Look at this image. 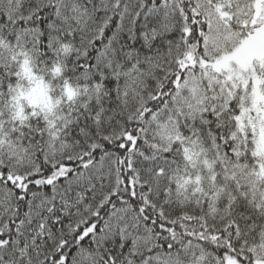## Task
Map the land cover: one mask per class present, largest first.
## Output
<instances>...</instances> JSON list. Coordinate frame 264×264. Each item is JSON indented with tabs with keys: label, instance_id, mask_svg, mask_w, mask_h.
Wrapping results in <instances>:
<instances>
[{
	"label": "snow or ice",
	"instance_id": "1",
	"mask_svg": "<svg viewBox=\"0 0 264 264\" xmlns=\"http://www.w3.org/2000/svg\"><path fill=\"white\" fill-rule=\"evenodd\" d=\"M0 264H264V0H0Z\"/></svg>",
	"mask_w": 264,
	"mask_h": 264
}]
</instances>
